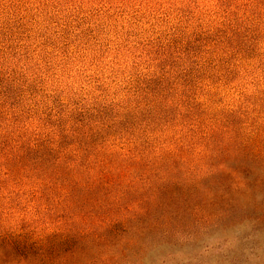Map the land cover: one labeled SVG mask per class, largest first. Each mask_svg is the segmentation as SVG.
Instances as JSON below:
<instances>
[{"label":"trees","instance_id":"trees-1","mask_svg":"<svg viewBox=\"0 0 264 264\" xmlns=\"http://www.w3.org/2000/svg\"><path fill=\"white\" fill-rule=\"evenodd\" d=\"M53 1L0 0V264H123L187 213L194 146L182 130L203 120L191 90L203 112L234 82L241 107L264 95V0H212L208 11L180 1L115 37L136 44L141 68L122 95L56 76L46 48L74 44L90 23L81 6Z\"/></svg>","mask_w":264,"mask_h":264},{"label":"rangeland","instance_id":"rangeland-1","mask_svg":"<svg viewBox=\"0 0 264 264\" xmlns=\"http://www.w3.org/2000/svg\"><path fill=\"white\" fill-rule=\"evenodd\" d=\"M180 1L187 0H61L62 7L87 10L90 24L83 25L87 31L74 44L46 48L58 68L56 76L82 91L99 86L115 93L127 72L141 68L133 67L136 44H117L114 38L149 28ZM211 1L197 4L208 11ZM136 20L141 24L134 27ZM220 89L204 112L199 108L204 96L191 90L197 99L190 104L203 113V120L194 127L187 121L182 130L194 146L187 159L186 215L171 220V233L164 237L146 233L123 264H264V95H255L251 106L241 107L236 82ZM172 103L165 111L174 119L183 110ZM153 111L145 109L144 119L150 120Z\"/></svg>","mask_w":264,"mask_h":264}]
</instances>
